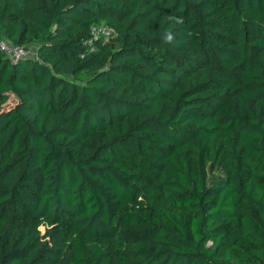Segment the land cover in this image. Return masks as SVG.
Returning a JSON list of instances; mask_svg holds the SVG:
<instances>
[{
  "label": "trees",
  "instance_id": "trees-1",
  "mask_svg": "<svg viewBox=\"0 0 264 264\" xmlns=\"http://www.w3.org/2000/svg\"><path fill=\"white\" fill-rule=\"evenodd\" d=\"M0 38V264H264V0H0Z\"/></svg>",
  "mask_w": 264,
  "mask_h": 264
},
{
  "label": "built area",
  "instance_id": "built-area-1",
  "mask_svg": "<svg viewBox=\"0 0 264 264\" xmlns=\"http://www.w3.org/2000/svg\"><path fill=\"white\" fill-rule=\"evenodd\" d=\"M92 36L84 44L93 50L92 41L96 39H101L103 41L109 40L113 36V31L106 25L92 26L91 27ZM0 51L4 52L12 62L18 61L22 57L32 55L33 51L31 48H26L22 45H15L9 41L0 38Z\"/></svg>",
  "mask_w": 264,
  "mask_h": 264
},
{
  "label": "rangeland",
  "instance_id": "rangeland-1",
  "mask_svg": "<svg viewBox=\"0 0 264 264\" xmlns=\"http://www.w3.org/2000/svg\"><path fill=\"white\" fill-rule=\"evenodd\" d=\"M30 48L32 49V51H33V56H35L36 55V45H32V46H30ZM14 102H15V100H14V98L13 97H11L9 100H8V102L4 105V107L5 108H8V107H11L13 104H14ZM42 230H43V228H41Z\"/></svg>",
  "mask_w": 264,
  "mask_h": 264
},
{
  "label": "clouds",
  "instance_id": "clouds-1",
  "mask_svg": "<svg viewBox=\"0 0 264 264\" xmlns=\"http://www.w3.org/2000/svg\"><path fill=\"white\" fill-rule=\"evenodd\" d=\"M169 39H171V37H169Z\"/></svg>",
  "mask_w": 264,
  "mask_h": 264
}]
</instances>
